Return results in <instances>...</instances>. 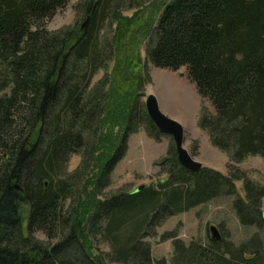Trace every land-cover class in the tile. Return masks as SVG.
I'll return each mask as SVG.
<instances>
[{
	"label": "trees",
	"instance_id": "trees-1",
	"mask_svg": "<svg viewBox=\"0 0 264 264\" xmlns=\"http://www.w3.org/2000/svg\"><path fill=\"white\" fill-rule=\"evenodd\" d=\"M107 1L86 0L83 29L52 31L45 20L68 0H0V264H152L144 238L219 195L234 196L242 225L264 223V187L237 168L185 170L173 144L155 163L165 179L100 197L130 134L164 135L140 98L149 76L134 70L140 58L121 46L133 17L120 15L112 41L100 38ZM145 13L136 45L147 40L145 57L156 67L186 68L214 110L198 117L209 142L231 161L264 160V0H164L152 17ZM112 57V70L92 84ZM74 154L80 163L68 172ZM38 231L55 242L37 239ZM222 231L220 239L185 242L171 230L160 240H171V264H264L256 234L234 244Z\"/></svg>",
	"mask_w": 264,
	"mask_h": 264
},
{
	"label": "rangeland",
	"instance_id": "rangeland-1",
	"mask_svg": "<svg viewBox=\"0 0 264 264\" xmlns=\"http://www.w3.org/2000/svg\"><path fill=\"white\" fill-rule=\"evenodd\" d=\"M164 0H108L106 15L100 24V38L108 42L113 39V30L120 15L133 17L130 24L124 28L121 36V46L126 45L127 53L133 59L140 58L138 70L149 76L141 88V100L144 103L149 94H153L160 110L167 116L180 122L184 128L183 146L190 155L202 166L216 169L224 174L229 173L230 167L242 171L245 178L251 180L258 186L264 187V160L258 155H248L239 162L231 161L224 151L214 147L208 139L204 130L198 126V117L204 113L213 114L214 110L210 102L202 98L194 85L188 78L185 67L178 70H169L152 65L145 57L146 41L136 45L137 30L148 25L146 13L151 17L157 11V7ZM86 0H68V3L57 10L53 16L45 20V26L52 31H58L68 27H80L86 20ZM147 14V15H149ZM148 17V16H147ZM125 22H120V25ZM115 65V58L107 62V70L99 69L92 79L94 84L105 73L110 72ZM6 89L5 92H8ZM2 92L0 91V94ZM173 144L171 137L164 134L160 141L147 136L142 128L129 135L127 150L121 160L115 165L110 173L109 184L100 193V197H107L120 191H130L140 185H148L166 178L158 163L167 156L170 145ZM80 163L79 155H71L67 171L72 172ZM243 179L235 180L237 194L245 197L243 190ZM234 196L219 195L208 202L199 204L186 212L178 213L167 218L156 228L154 237H146L144 240L150 243L153 257L152 264H171L172 254L171 240H160V235L165 231L174 230L177 236L188 242L192 238L201 241L207 240L210 236L209 227L214 225L218 233L223 234L222 228L227 232L225 238L234 244L247 240L251 235L256 234L262 241V252L264 254V223L260 225H242L232 205ZM70 200L66 201L69 203ZM260 211L264 210V198L260 202ZM28 205L22 204L21 214L23 225H25ZM35 237L43 242L53 243L55 239L48 240L44 233L38 231ZM99 249L104 253L110 251L105 242L99 243ZM107 264H124L119 262H108Z\"/></svg>",
	"mask_w": 264,
	"mask_h": 264
},
{
	"label": "water",
	"instance_id": "water-1",
	"mask_svg": "<svg viewBox=\"0 0 264 264\" xmlns=\"http://www.w3.org/2000/svg\"><path fill=\"white\" fill-rule=\"evenodd\" d=\"M89 17L81 24L79 27L83 29ZM144 106L146 113L155 125V127L163 134H167L171 137L173 141V147L176 154V159L181 167L185 170L196 172L199 171L202 167V164L195 160L190 153L183 146L184 142V128L180 122L164 114L158 105V101L153 94L147 95L144 100ZM143 185H140L138 189L142 188ZM262 220L264 221V210L262 211ZM210 236L214 239H220V234L216 226L211 225L209 227Z\"/></svg>",
	"mask_w": 264,
	"mask_h": 264
}]
</instances>
